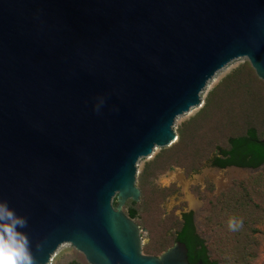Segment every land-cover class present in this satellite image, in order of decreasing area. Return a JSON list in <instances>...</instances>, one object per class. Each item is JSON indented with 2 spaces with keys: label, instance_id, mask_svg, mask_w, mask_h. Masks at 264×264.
<instances>
[{
  "label": "water",
  "instance_id": "1",
  "mask_svg": "<svg viewBox=\"0 0 264 264\" xmlns=\"http://www.w3.org/2000/svg\"><path fill=\"white\" fill-rule=\"evenodd\" d=\"M241 57L264 80V0H0V200L36 264L64 243L89 264H190L180 241L144 255L122 208L138 161Z\"/></svg>",
  "mask_w": 264,
  "mask_h": 264
},
{
  "label": "rangeland",
  "instance_id": "2",
  "mask_svg": "<svg viewBox=\"0 0 264 264\" xmlns=\"http://www.w3.org/2000/svg\"><path fill=\"white\" fill-rule=\"evenodd\" d=\"M210 81L202 103L176 119V142L138 161L140 199H129L122 209L126 214L130 208L137 211L133 220L140 228L144 255L158 257L171 247L182 213L199 205L200 234L211 257L220 264H264V166L245 175L210 166L217 147H226L231 136L245 133L248 126H255L264 138V80L241 57ZM155 159L160 161L157 167L170 168L159 174L157 167L149 170L144 184L146 165ZM112 204L117 207L116 198ZM72 261L89 264L82 252L64 243L49 264Z\"/></svg>",
  "mask_w": 264,
  "mask_h": 264
},
{
  "label": "trees",
  "instance_id": "3",
  "mask_svg": "<svg viewBox=\"0 0 264 264\" xmlns=\"http://www.w3.org/2000/svg\"><path fill=\"white\" fill-rule=\"evenodd\" d=\"M257 74V73H256ZM259 77V76H258ZM211 101L208 100L205 104L203 111H207ZM195 122V121H193ZM192 122V123H193ZM181 135L180 141L181 142ZM263 139L255 126H248L245 133L231 136L228 139V145L226 147H217V155L211 159L214 165L220 168H226L228 166H238L245 168H258L264 164V142ZM159 160L155 159L146 165L143 172L142 183H146L148 179L147 172L149 170H154V168L159 165ZM170 167L165 168L164 166L157 167V174L168 170ZM127 215L135 219L137 217V211L134 208L128 209ZM191 215L187 214L186 224L187 226L183 228V219L179 230L175 234L173 245L176 241H182L186 244L189 250V256L196 259H201L207 264H220L217 258H213L210 255V247L205 240L200 239L199 236L194 235L193 225L191 222ZM172 245V246H173ZM196 246H200V250H196ZM169 248V247H168ZM68 264H80L77 261H72Z\"/></svg>",
  "mask_w": 264,
  "mask_h": 264
},
{
  "label": "clouds",
  "instance_id": "4",
  "mask_svg": "<svg viewBox=\"0 0 264 264\" xmlns=\"http://www.w3.org/2000/svg\"><path fill=\"white\" fill-rule=\"evenodd\" d=\"M94 110L98 107L94 105ZM27 220L8 206L7 200H0V264H36L28 239L22 229Z\"/></svg>",
  "mask_w": 264,
  "mask_h": 264
},
{
  "label": "flooded vegetation",
  "instance_id": "5",
  "mask_svg": "<svg viewBox=\"0 0 264 264\" xmlns=\"http://www.w3.org/2000/svg\"><path fill=\"white\" fill-rule=\"evenodd\" d=\"M210 166L211 167H217L216 165H214V162L213 161H210ZM227 168V167H226ZM224 169V168H223ZM191 215L190 219H191V222H192V225H193V233L194 235H197L200 237V239L202 240H205V245H206V239L204 237L201 236L200 234V229H201V226H200V218L202 216V211H201V207L199 205L196 206V208H192L190 209L189 211H184L182 213V219H183V228L187 226V222H186V215ZM179 241V240H178ZM182 242V241H180ZM184 243V242H182ZM185 244V243H184ZM186 245V244H185ZM187 247V246H186ZM188 249V248H187ZM196 250H200V246H196ZM188 261L190 264H198L199 262H202L203 264H207L205 263L203 260L201 259H196L195 261L193 260V258L191 256H189V250H188Z\"/></svg>",
  "mask_w": 264,
  "mask_h": 264
},
{
  "label": "bare ground",
  "instance_id": "6",
  "mask_svg": "<svg viewBox=\"0 0 264 264\" xmlns=\"http://www.w3.org/2000/svg\"><path fill=\"white\" fill-rule=\"evenodd\" d=\"M215 77H216V75H215ZM211 80H213V79H211ZM210 82H211V81H210ZM210 82H209V84H210ZM208 87H209V86H208ZM175 140H176V139H175ZM173 142L175 143L176 141H173ZM174 143H173V144H174ZM157 149H158V148L154 149V154H155V152L157 151Z\"/></svg>",
  "mask_w": 264,
  "mask_h": 264
},
{
  "label": "crops",
  "instance_id": "7",
  "mask_svg": "<svg viewBox=\"0 0 264 264\" xmlns=\"http://www.w3.org/2000/svg\"><path fill=\"white\" fill-rule=\"evenodd\" d=\"M214 170V169H213ZM215 171V170H214Z\"/></svg>",
  "mask_w": 264,
  "mask_h": 264
}]
</instances>
